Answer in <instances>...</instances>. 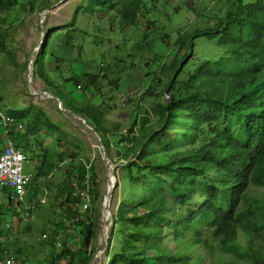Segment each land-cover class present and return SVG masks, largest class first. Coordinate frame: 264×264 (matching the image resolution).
Wrapping results in <instances>:
<instances>
[{
	"label": "trees",
	"instance_id": "trees-1",
	"mask_svg": "<svg viewBox=\"0 0 264 264\" xmlns=\"http://www.w3.org/2000/svg\"><path fill=\"white\" fill-rule=\"evenodd\" d=\"M82 1L66 25L45 28V42L33 59V80L43 81L44 91L59 98L62 108L83 117L100 135L110 163L115 164L114 151L120 161L117 165L123 164L121 183H115L112 193V200L117 190L123 196L112 214L106 264H205L198 254L200 248L224 253L229 257L225 264L238 260L264 264V197L250 195L255 188L264 193V0H213L212 7L210 0H185L167 10L160 7V0ZM164 1L170 4V0ZM52 3L0 0V62L6 59L18 66L13 48L16 26L8 23L10 10L20 7L26 14L41 13ZM85 12L98 21L116 12L120 30L137 31L138 51L150 49L154 41L174 49L158 71L146 75L147 91L129 112L128 124L106 126L112 106L102 96L106 88L124 91L127 84L118 77L130 68L123 65L120 71H108L100 68V62L99 69L92 71L94 61H83L82 45L74 44L73 31ZM186 13H197L200 25L188 32L178 25V30H171V36L177 38L170 41L165 31L170 16ZM58 32L63 36L55 37ZM83 34L89 35L88 31ZM200 37L214 41L226 55L202 62L203 57L194 53V42ZM91 43H102L94 32ZM156 60V56L149 58L145 65ZM79 63L83 65L80 71ZM129 65L135 66L133 62ZM21 68L26 71L27 62ZM144 97L152 101L141 111ZM6 114L25 127L13 138L26 159L40 157L27 190L37 178H49L56 168L61 171L56 199L63 216L56 221L52 246L60 236L59 227L67 238H73L70 231L82 226L77 247L64 240L57 249L44 248L46 264H90L96 250V216L71 221L80 211L91 209L83 210L75 194L76 186L83 189L87 175L91 203L97 201L98 184L88 161L77 159V153L64 155L57 148L53 153L43 148L36 154L44 143L41 138L58 136L53 138L60 146L70 135L67 127L53 122L40 106L30 104ZM66 156L72 161L61 167ZM197 181L206 184L203 193H192ZM30 201L26 196L23 204L32 207L25 203ZM12 204L20 205L7 200L5 208ZM3 207L0 205V235L8 231L2 223L6 216ZM12 246L0 242V256L14 258L7 252ZM15 254L25 259L22 251Z\"/></svg>",
	"mask_w": 264,
	"mask_h": 264
},
{
	"label": "rangeland",
	"instance_id": "rangeland-1",
	"mask_svg": "<svg viewBox=\"0 0 264 264\" xmlns=\"http://www.w3.org/2000/svg\"><path fill=\"white\" fill-rule=\"evenodd\" d=\"M184 1L185 0H170V4L169 1L168 4H166L164 0H160V7L167 10L171 9V5H181ZM210 1L211 4L209 7H212L214 1ZM56 3L57 0H53L52 4ZM82 3V0H66L47 14L44 27L59 29L60 26L66 25L70 21L73 11ZM198 8H201L200 4ZM10 12L12 15L8 23L16 26L13 32V48L16 52L18 66H11L6 59L0 62V110L10 113L11 111L25 109L29 107L30 104H35L43 108L44 112L49 115L53 122L60 123L69 129L70 135L67 136L66 141L60 143V146L56 144L57 142H55L56 140L54 139L58 136L53 135L54 138H41L44 140V143L41 147L38 146L36 148V154L37 152L42 153L43 148L51 151V153L55 151L53 150L54 148H57L59 150L58 152L63 151L64 155L77 153V159L88 161L89 167L91 171L94 172L98 184L97 201L94 203L92 202L93 204L91 203L89 207L91 208L90 211H80V215L76 216L80 218V221L87 217L90 219L91 215L93 217L96 216L97 230L96 238L93 241L96 252L103 247L104 238V230L100 223V212L103 195L106 189V178L104 172V159L101 156V150L98 148L96 137L80 122L75 121L66 112L60 110L55 100L47 98L38 99L29 94L26 83L27 70H23L21 65L28 61L30 53L40 42V12L34 11L31 14H26L20 7L12 8ZM170 18L171 20L166 24L167 29L165 31L170 34V41L172 42L175 41L177 36L172 37L171 30H178V25L180 27L184 26L186 32L200 25L197 22L200 21V18L197 17V13L180 14L178 16H170ZM98 27L99 31L97 32ZM120 27L121 24L116 12L108 13L106 16L102 17L101 21H98L91 17L89 13L85 12L79 16L77 29L73 31L74 44H76V46L82 45L80 55L83 61H94L91 69L92 71H97L99 69L98 65L100 62L103 64L100 68H105L108 71L111 69L115 71L116 68L120 71L123 65L130 68V71L126 73L121 71L118 77H122L123 84H127V88L124 91L120 87L117 91H110V88L104 89L102 98L112 106V109L106 117V126L108 128H111L113 124H117L118 122H126L128 124L129 112L139 103L140 98L144 96V91H147L145 89L149 84V80H147L146 75L158 71L163 61L168 59L174 50L173 47L167 48L159 41H154L150 49L145 48L138 51L136 50V46L140 37L137 35V31L133 28L120 30ZM83 31H88L89 35H84ZM93 32L99 36L102 42L100 45L91 43ZM61 33L62 32L56 33L55 37H59ZM194 53L197 57H203L201 58L202 62L206 60L214 61L218 57L226 55L224 48L217 46L214 41H210L206 37H200L195 40ZM155 56L157 58L156 62L146 66L145 64L148 59ZM158 59L162 60L159 64L157 62ZM131 62L135 64L133 68L129 65ZM78 65V71H80L83 65L80 63ZM50 66L53 67V64H50ZM104 72L105 71H102V73ZM51 76L56 78L55 75ZM68 76L69 74L66 73L65 78ZM33 85L37 92L43 91L46 88L45 83L40 80H33ZM151 101L152 98L144 97L140 102V110L142 111V108H147L151 104ZM29 141L31 143V139H29ZM4 144L5 142L1 140L0 137V149H2ZM75 144H78V146H74ZM27 155L31 158L28 153ZM112 157L115 164L110 163L107 158L112 167L111 174L114 177L115 183L117 182L120 184V178L123 175L120 168L123 164L120 166L117 165L120 161L117 159L114 151H112ZM65 159L66 164L61 167L66 166L67 163L72 161L69 160L67 156ZM77 159L75 161H77ZM52 160L58 163L56 156H52ZM29 161L23 164L24 173H29L30 169L28 165L31 164V162L35 164L39 163L40 157L33 158V160ZM60 172V169L56 168L49 178L45 180L37 178L34 184L27 190V197L31 201L25 203L32 206L31 218L29 219L24 218L25 204H20L18 207L12 204L10 208H5L7 204V192L3 191V188H0V205L4 206L3 211L6 215L2 219V223H9L10 225V227L7 228L8 231L0 235V242L12 243V249H8L7 252L8 255L14 256V260L16 259L14 264H22V262H24V264H46L47 257L44 248H46V250L48 247L57 249L59 246H57L56 243H61L64 240L72 246L77 247L78 239L80 238L78 236V231L82 226H77L78 229L76 228V230L72 229L70 231L73 234V238H67V232H62L60 227L59 229L57 228L60 230V236L58 240H56L55 245L52 246L53 239L51 235L56 229V221L60 220L63 216L57 207L58 200L56 199L58 187L62 179ZM193 186L195 190H193L192 193H203L206 184L197 181ZM163 191L169 198L171 197L167 189L164 188ZM259 194H261L262 198L264 197L262 190L257 188L251 190L250 193V195L254 197H257ZM192 195H190V197H192ZM122 196V191L117 190L115 198L113 200L111 199V215L115 212ZM76 216H72L71 221L75 222L73 218ZM185 216H188L187 211L185 212ZM64 223L66 229L69 230V221L67 220ZM44 234L46 237H44ZM244 243L245 241L241 240V246H244ZM16 250L22 251L25 257L24 260L22 256L20 258V256L15 254ZM198 254L204 257L205 264H225L229 261L227 255L216 249L211 253L200 248ZM106 261L107 258L104 256L99 257L97 260L99 264H106ZM235 264H248V262L238 260Z\"/></svg>",
	"mask_w": 264,
	"mask_h": 264
},
{
	"label": "built area",
	"instance_id": "built-area-1",
	"mask_svg": "<svg viewBox=\"0 0 264 264\" xmlns=\"http://www.w3.org/2000/svg\"><path fill=\"white\" fill-rule=\"evenodd\" d=\"M24 125L0 110V137L5 142L0 149V188L7 190V200L16 204H23L27 196V188L32 182L35 174V164H29V173L23 172V164L28 163L24 153L15 144L13 138L15 134L24 131ZM30 162V161H29ZM91 181L87 175L83 181V189L75 187L76 197L80 199V206L86 210L91 205L90 187ZM32 207L25 205L24 218H31ZM80 220L74 217V221ZM5 229L9 228V223L3 225ZM45 237V235H44ZM59 246V243H56ZM7 256V255H6ZM0 256V264H14L12 256Z\"/></svg>",
	"mask_w": 264,
	"mask_h": 264
},
{
	"label": "water",
	"instance_id": "water-1",
	"mask_svg": "<svg viewBox=\"0 0 264 264\" xmlns=\"http://www.w3.org/2000/svg\"><path fill=\"white\" fill-rule=\"evenodd\" d=\"M65 1L66 0H59L56 4L51 5L50 7L44 9L40 13V19H39L40 42L36 46V48H34V50H32V52L30 53V56L28 58L27 69H26L27 70L26 83H27V87H28V92L31 96H34L38 99L47 98V99L55 100L60 110H63L64 112H66L75 121L80 122L97 139L98 148L101 150V156L104 159V172H105V178H106V189H105V193L103 195V200H102V204H101V212H100V219H101L100 223H101L102 229L104 230L103 247L100 250L95 252L93 259H92V262H91V264H99V262H97V260L99 259V257L104 256L105 252L108 249V239L110 236L109 231H110V227H111L113 221H112V217H111L110 222H108L107 217H105V214L107 212H108V214H110L112 192H113L114 187H115V180L111 174L112 167H111V165H110V163L106 157L105 148L101 142L100 135L85 121V119L83 117L78 116L75 113L62 108V102L59 100V98L53 96L52 94H50L49 92L44 91V90L37 92L34 89V85H33V59H34V55L36 54V52L43 46V44L45 42L44 22L46 20L47 14L52 9L58 7L59 5H61Z\"/></svg>",
	"mask_w": 264,
	"mask_h": 264
},
{
	"label": "bare ground",
	"instance_id": "bare-ground-1",
	"mask_svg": "<svg viewBox=\"0 0 264 264\" xmlns=\"http://www.w3.org/2000/svg\"><path fill=\"white\" fill-rule=\"evenodd\" d=\"M105 217H107L108 222H110V218L112 217L111 214H108V212L105 214ZM104 232V231H103ZM104 235V234H103Z\"/></svg>",
	"mask_w": 264,
	"mask_h": 264
}]
</instances>
